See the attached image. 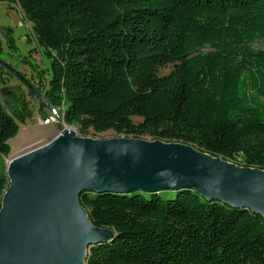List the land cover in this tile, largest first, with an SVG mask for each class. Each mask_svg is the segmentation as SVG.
Instances as JSON below:
<instances>
[{"label": "trees", "instance_id": "16d2710c", "mask_svg": "<svg viewBox=\"0 0 264 264\" xmlns=\"http://www.w3.org/2000/svg\"><path fill=\"white\" fill-rule=\"evenodd\" d=\"M3 1L48 60L36 83L50 105L42 118L50 108L82 137L112 130L264 170V48L253 45L264 44V0ZM16 50L11 35L0 38V58ZM25 118L0 97V203ZM78 201L112 232L83 264H264V216L193 189L88 191Z\"/></svg>", "mask_w": 264, "mask_h": 264}, {"label": "water", "instance_id": "95a60500", "mask_svg": "<svg viewBox=\"0 0 264 264\" xmlns=\"http://www.w3.org/2000/svg\"><path fill=\"white\" fill-rule=\"evenodd\" d=\"M37 97L44 95L0 58ZM6 164V163H5ZM0 203V264H83L87 247L111 237L80 206L81 192L190 188L208 200L264 216V170L242 168L179 144L96 140L63 127L47 143L6 164Z\"/></svg>", "mask_w": 264, "mask_h": 264}, {"label": "rangeland", "instance_id": "374dc122", "mask_svg": "<svg viewBox=\"0 0 264 264\" xmlns=\"http://www.w3.org/2000/svg\"><path fill=\"white\" fill-rule=\"evenodd\" d=\"M7 35H11L15 41L17 50L8 55H4L5 61L20 72L34 87L37 88L38 70L46 68L48 60L45 58L42 49L35 43L31 32L30 23L23 19L21 12L13 5H8L0 0V38L3 43ZM255 48H264L261 41L254 42ZM4 52H9L4 45ZM172 65H167L158 70L159 75L167 74L171 71ZM29 89L16 76L9 74L0 68V97L3 104L7 99L15 108L26 115L25 123L19 124L18 133L10 140V153L5 158V163L13 160L31 149L47 143L52 137L58 134L61 128L73 129L75 127L66 126L57 115H51L50 108L44 113L50 115V124H41L39 103L36 96L29 93ZM31 92V91H30ZM86 137L96 140H112L123 138L112 130L94 133L92 130L86 132ZM175 193H162V198H173Z\"/></svg>", "mask_w": 264, "mask_h": 264}, {"label": "built area", "instance_id": "2783aa9c", "mask_svg": "<svg viewBox=\"0 0 264 264\" xmlns=\"http://www.w3.org/2000/svg\"><path fill=\"white\" fill-rule=\"evenodd\" d=\"M50 121H52V118H51L50 116H47V117H44V118H42V117L40 116V120H39V122H40L41 124H50Z\"/></svg>", "mask_w": 264, "mask_h": 264}]
</instances>
